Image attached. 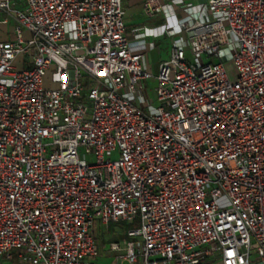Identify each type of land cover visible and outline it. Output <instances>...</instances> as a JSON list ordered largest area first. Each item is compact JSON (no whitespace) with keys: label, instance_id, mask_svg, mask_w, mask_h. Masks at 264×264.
<instances>
[{"label":"built area","instance_id":"built-area-1","mask_svg":"<svg viewBox=\"0 0 264 264\" xmlns=\"http://www.w3.org/2000/svg\"><path fill=\"white\" fill-rule=\"evenodd\" d=\"M124 1L0 0V264H96L137 216L115 264H264V0H204L153 101Z\"/></svg>","mask_w":264,"mask_h":264},{"label":"crops","instance_id":"crops-1","mask_svg":"<svg viewBox=\"0 0 264 264\" xmlns=\"http://www.w3.org/2000/svg\"><path fill=\"white\" fill-rule=\"evenodd\" d=\"M13 1L17 8H22L25 0ZM144 1L125 0L123 10L125 33L130 41V50L141 55L143 67L152 76L147 83L148 86L149 84L155 85L154 77L157 74L158 65L167 59L172 43L186 39L184 34L175 33L177 25L186 22L190 15L204 3V0H159L162 6L161 12L148 17L142 14ZM9 32L10 28L7 29L6 25L0 24V41H7ZM96 227L97 224L94 231ZM107 244L100 243L97 256L94 258L96 264H106V259H114L107 253ZM216 262L218 261L211 260L209 264ZM123 263L125 264V262Z\"/></svg>","mask_w":264,"mask_h":264},{"label":"rangeland","instance_id":"rangeland-1","mask_svg":"<svg viewBox=\"0 0 264 264\" xmlns=\"http://www.w3.org/2000/svg\"><path fill=\"white\" fill-rule=\"evenodd\" d=\"M10 28V32L8 35V40L12 39L13 37V25L11 24L10 26L7 27V29ZM24 37H26V33L24 34ZM225 54H226V62L224 63V70L226 72V75L228 79L233 82L236 78V71L233 62L231 61L230 53L228 49H225ZM187 60H190L189 55L186 54ZM21 60L22 57H18L17 60L15 61V67L17 69H22L21 66ZM50 72H47V76L45 78V87L46 88H55L53 85L48 84V78H49ZM154 84H149L148 85V91H149V96L151 101L154 100V95L152 93V88H154ZM166 109V108H165ZM167 110V109H166ZM116 155L113 154V158ZM139 227V216H137L133 221L128 222H110L106 227H101L97 225L94 235L99 239L100 243L102 245H106L108 242H116L119 241L120 243H124L126 241H129L130 239L126 236V231L129 229H135ZM14 253V251H13ZM106 264H115L114 259H106ZM1 264H16L15 259L12 262H4V260L1 261ZM124 264V263H123ZM126 264V263H125ZM214 264H221L220 262H216Z\"/></svg>","mask_w":264,"mask_h":264}]
</instances>
